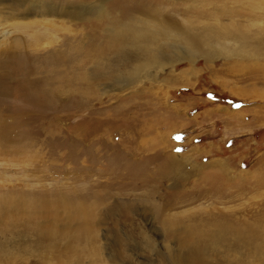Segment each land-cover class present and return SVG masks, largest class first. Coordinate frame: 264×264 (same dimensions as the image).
<instances>
[{"label": "rangeland", "instance_id": "obj_1", "mask_svg": "<svg viewBox=\"0 0 264 264\" xmlns=\"http://www.w3.org/2000/svg\"><path fill=\"white\" fill-rule=\"evenodd\" d=\"M14 2L0 0V264H264V0L221 3L244 35L211 59L110 56L100 77L101 18L181 20V2ZM80 7L101 18L64 15Z\"/></svg>", "mask_w": 264, "mask_h": 264}, {"label": "bare ground", "instance_id": "obj_2", "mask_svg": "<svg viewBox=\"0 0 264 264\" xmlns=\"http://www.w3.org/2000/svg\"><path fill=\"white\" fill-rule=\"evenodd\" d=\"M159 1L163 3H177L179 7L181 6L179 2H181L182 6L184 7L182 8L184 11L183 13H186V16L181 20H178L173 18L171 13L169 14L168 12L166 13L164 11L150 7L145 8L141 12V14L148 19H136L135 16L132 15L127 16L126 18H120L118 21H112V19H109L108 16L106 18H101L102 12H93L90 10L91 8L84 9L81 7L79 12L75 11L77 12L75 14L64 13L65 16L77 20H84L83 18L86 19L87 17L91 16V18H101V20H104V22L108 21L112 34L108 37L107 42H104V45L100 48L98 53L100 59H97V61L93 64L94 70H97L96 73L98 76H101V72L98 70L99 65L103 62V60L109 59L110 56L113 57L112 60L114 63L121 66L127 65L131 62V60L171 62L175 59L191 60L199 58L200 56H204L206 59H211L214 57V55H216V49L212 50L210 47L219 46V49L225 50L223 45H225L226 42L230 40L232 42H240L242 36L244 35L243 30L239 29V23L236 24L235 22H232L231 26L229 25L230 27H228L227 25H223L220 22L221 20L218 21L214 17L216 13L217 16L221 15L220 13H222L224 9L221 3L223 2L222 4H225V0ZM202 2H204V5H202ZM28 5L29 0H15L14 2V7L16 8L25 6L29 7ZM30 7H32V5ZM53 8H55V6ZM176 11L179 10L176 9ZM210 11L211 13H209ZM50 12L55 13V10ZM212 17H214L215 21L213 23L210 21ZM198 18L203 19L204 22H200V19ZM48 31L51 32L53 29ZM74 40L77 43L75 46H80L81 41L78 38ZM80 48L82 49L83 46ZM55 52L56 51L54 49L52 53L55 54ZM90 78L83 74V76L80 77V80L86 82ZM66 86L65 78L63 76L62 79L57 80V92H65ZM22 210L25 211L23 208ZM43 230L53 238V241L56 244L66 239L65 233L63 231L57 234L52 226H46L43 228Z\"/></svg>", "mask_w": 264, "mask_h": 264}, {"label": "crops", "instance_id": "obj_3", "mask_svg": "<svg viewBox=\"0 0 264 264\" xmlns=\"http://www.w3.org/2000/svg\"><path fill=\"white\" fill-rule=\"evenodd\" d=\"M202 126H203L202 124H201V127H200V126H197L196 124H194V125L192 124V128H194V129H195V128H196V129L200 128V130H201ZM168 129L170 130L171 127L168 128ZM196 129H195V130H196ZM195 130H194V131H195Z\"/></svg>", "mask_w": 264, "mask_h": 264}, {"label": "snow or ice", "instance_id": "obj_4", "mask_svg": "<svg viewBox=\"0 0 264 264\" xmlns=\"http://www.w3.org/2000/svg\"><path fill=\"white\" fill-rule=\"evenodd\" d=\"M177 139H179V137H177Z\"/></svg>", "mask_w": 264, "mask_h": 264}]
</instances>
